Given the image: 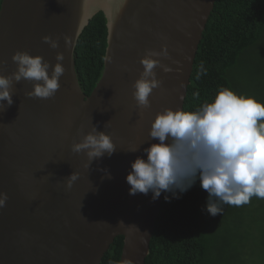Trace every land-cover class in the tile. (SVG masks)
I'll return each instance as SVG.
<instances>
[{
	"label": "water",
	"instance_id": "95a60500",
	"mask_svg": "<svg viewBox=\"0 0 264 264\" xmlns=\"http://www.w3.org/2000/svg\"><path fill=\"white\" fill-rule=\"evenodd\" d=\"M95 1V2H94ZM217 0H3L0 9V69L17 70L12 56L29 52L51 65L62 52L66 71L50 99L29 98L33 82L12 86L13 104L0 109V264H101L118 237L124 238L119 264H145L163 197L129 195L126 177L137 157L158 140L151 123L166 108L184 109L191 76ZM111 10L114 11L112 16ZM107 20L104 72L88 97L82 91L74 54L79 37L98 14ZM59 40L52 49L43 42ZM71 38V46L65 44ZM172 69H155L162 81L140 108L133 84L149 51ZM6 104V102H5ZM98 126L116 144L90 166L73 143ZM139 151L132 153L129 149ZM104 170H107V173ZM79 179L71 189L67 177ZM123 222V223H121Z\"/></svg>",
	"mask_w": 264,
	"mask_h": 264
},
{
	"label": "clouds",
	"instance_id": "9594fccd",
	"mask_svg": "<svg viewBox=\"0 0 264 264\" xmlns=\"http://www.w3.org/2000/svg\"><path fill=\"white\" fill-rule=\"evenodd\" d=\"M64 40L70 47L71 38ZM43 42L52 49L59 47V40L50 36L43 37ZM167 55L165 46L161 52L149 51L141 59L143 71L133 84V98L138 107H150L149 97L162 84L155 69L172 71L159 59ZM56 60L53 66L42 56L17 51L12 56L17 70L5 76L0 69V109L13 104V83L22 80L33 82V90L27 93L29 98H53L66 71L62 52L57 53ZM206 74L201 65L200 75ZM193 95L198 98L199 92ZM148 135L159 143L144 149L147 159L137 157L131 164L126 177L129 195L151 193L155 201L162 193H170L171 196L165 195L166 201L179 199L199 181L208 193L205 210L213 217L222 214V205L242 206L254 196L264 199V104L254 97L222 88L212 102L195 111L166 108L156 115ZM71 150L86 153L90 166L105 154L111 157L116 144L110 135L93 125L91 131L82 135L81 142L73 143ZM139 150L133 147L128 152ZM78 179V173L69 175L67 188L71 189ZM8 199L6 193H0V209Z\"/></svg>",
	"mask_w": 264,
	"mask_h": 264
},
{
	"label": "trees",
	"instance_id": "16d2710c",
	"mask_svg": "<svg viewBox=\"0 0 264 264\" xmlns=\"http://www.w3.org/2000/svg\"><path fill=\"white\" fill-rule=\"evenodd\" d=\"M107 45V20L98 13L79 37L74 54L77 78L88 97L102 79ZM262 58L264 0H217L183 110L212 102L222 88L264 104ZM201 65L206 75H200ZM197 91L198 98L193 95ZM165 195L145 264H264V199L254 196L242 206L222 205V214L213 217L205 210L208 193L199 181L179 199L166 201ZM123 245L124 238L118 237L101 264H119Z\"/></svg>",
	"mask_w": 264,
	"mask_h": 264
},
{
	"label": "bare ground",
	"instance_id": "6f19581e",
	"mask_svg": "<svg viewBox=\"0 0 264 264\" xmlns=\"http://www.w3.org/2000/svg\"><path fill=\"white\" fill-rule=\"evenodd\" d=\"M96 1H104L105 3H103V4H106V5L108 4L109 5L108 8H110V9L112 8L113 3L115 2V0H96ZM111 13H112V16H113L114 11L111 10Z\"/></svg>",
	"mask_w": 264,
	"mask_h": 264
},
{
	"label": "rangeland",
	"instance_id": "374dc122",
	"mask_svg": "<svg viewBox=\"0 0 264 264\" xmlns=\"http://www.w3.org/2000/svg\"><path fill=\"white\" fill-rule=\"evenodd\" d=\"M260 52H262V51H260ZM264 60V58H262V61Z\"/></svg>",
	"mask_w": 264,
	"mask_h": 264
}]
</instances>
